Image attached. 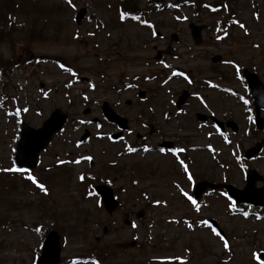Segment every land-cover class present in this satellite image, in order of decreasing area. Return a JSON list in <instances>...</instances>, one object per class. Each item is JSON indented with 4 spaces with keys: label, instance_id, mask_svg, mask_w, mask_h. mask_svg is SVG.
I'll use <instances>...</instances> for the list:
<instances>
[{
    "label": "rangeland",
    "instance_id": "1",
    "mask_svg": "<svg viewBox=\"0 0 264 264\" xmlns=\"http://www.w3.org/2000/svg\"><path fill=\"white\" fill-rule=\"evenodd\" d=\"M137 3L146 18L123 19L117 0H0V31L10 35L0 41V264H36L53 230L61 264H89L103 247L115 256L102 264H264V209L235 206L224 191L189 199L200 180L243 189L247 169L264 178V129L254 127L241 76L246 69L264 85V0ZM189 23L204 25L199 45ZM103 102L128 121L119 141L109 138L117 129L103 120ZM57 109L66 123L28 177L10 171L22 123L39 128ZM256 143L259 155L240 160ZM99 184L120 204L110 216L92 193Z\"/></svg>",
    "mask_w": 264,
    "mask_h": 264
},
{
    "label": "water",
    "instance_id": "2",
    "mask_svg": "<svg viewBox=\"0 0 264 264\" xmlns=\"http://www.w3.org/2000/svg\"><path fill=\"white\" fill-rule=\"evenodd\" d=\"M84 10H80L76 16V22L79 23L83 15ZM201 27L190 25L191 35L194 42L197 44L200 42ZM219 59L213 58V62H217ZM244 76L251 89V95L253 97L255 111H256V125L260 129L263 126V121L258 117L259 110L264 109V86H262L257 77L253 74H249L246 71ZM143 93L140 94L143 97ZM187 93L183 92L177 102V107L181 106L187 98ZM102 114L106 120L110 123L116 124L121 129H126V120L116 115L107 103L102 105ZM199 120H204V117L197 116ZM66 116L59 110L54 111L51 116L46 120L40 129H31L26 125H23L20 132V139L15 151L14 165L16 167L33 168L37 161L38 153L45 149L52 139V136L59 132L65 122ZM233 130L235 127L232 125ZM88 134H85L82 139L86 138ZM115 136L114 138H117ZM260 145H256L254 148L246 152L245 157L251 158L258 153ZM256 180H261L253 171L248 173L247 186L243 191L234 190L231 187H224L229 195L236 202H244L254 206H264V188L261 190H254L253 184ZM264 183V182H263ZM219 188L218 185H212L207 182H200L194 188V196L196 199L200 198V195L207 189ZM96 192L100 196L103 206L108 212H112L116 203L112 199L111 190L106 187H97ZM255 195H250V194ZM60 255L59 237L55 232H51L47 235L38 264H58ZM264 258V255L262 256Z\"/></svg>",
    "mask_w": 264,
    "mask_h": 264
},
{
    "label": "trees",
    "instance_id": "3",
    "mask_svg": "<svg viewBox=\"0 0 264 264\" xmlns=\"http://www.w3.org/2000/svg\"><path fill=\"white\" fill-rule=\"evenodd\" d=\"M120 6L123 11H133L136 10V2L135 0H120ZM150 4H155L157 6L162 5L165 1H173L176 3L183 2L184 0H148ZM11 28V27H10ZM11 30V29H10ZM2 38V35L0 36V39Z\"/></svg>",
    "mask_w": 264,
    "mask_h": 264
},
{
    "label": "snow or ice",
    "instance_id": "4",
    "mask_svg": "<svg viewBox=\"0 0 264 264\" xmlns=\"http://www.w3.org/2000/svg\"><path fill=\"white\" fill-rule=\"evenodd\" d=\"M10 171L16 172V171H21V169H17V168H15V167H13L12 169H10ZM29 179H32V178L29 177ZM189 179H191V177H189ZM32 182H33L34 184H36L37 187H39V188L41 189V191H44V188H43L42 185L37 184V182H36L35 180H32ZM189 199H191V197H189ZM192 203L195 204V201L193 200ZM213 232L215 233V229H213ZM215 234L219 235L218 233H215ZM225 248H227V244H225ZM254 258H255V254H254Z\"/></svg>",
    "mask_w": 264,
    "mask_h": 264
}]
</instances>
